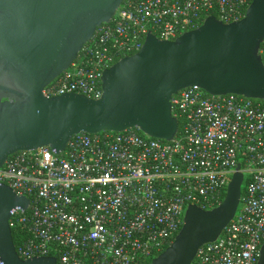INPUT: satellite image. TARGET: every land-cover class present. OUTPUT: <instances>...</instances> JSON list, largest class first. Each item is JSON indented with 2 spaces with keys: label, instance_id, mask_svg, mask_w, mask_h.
<instances>
[{
  "label": "built area",
  "instance_id": "2783aa9c",
  "mask_svg": "<svg viewBox=\"0 0 264 264\" xmlns=\"http://www.w3.org/2000/svg\"><path fill=\"white\" fill-rule=\"evenodd\" d=\"M251 2L125 0L44 96L99 100L104 71L140 52L149 33L174 41L210 16L239 22ZM259 55L264 63V42ZM255 101L193 87L171 100L180 123L171 142L133 128L73 136L62 155L46 147L10 156L0 185L30 200L28 210L16 211L10 221L26 236L18 255L52 257L57 264H149L174 242L190 205L210 211L223 203L241 167L245 188L238 212L193 264H258L264 245V101Z\"/></svg>",
  "mask_w": 264,
  "mask_h": 264
},
{
  "label": "water",
  "instance_id": "95a60500",
  "mask_svg": "<svg viewBox=\"0 0 264 264\" xmlns=\"http://www.w3.org/2000/svg\"><path fill=\"white\" fill-rule=\"evenodd\" d=\"M125 0H0V169L10 156L50 148L62 155L79 134L122 133L171 142L180 131L172 98L197 87L210 96L264 101V0H252L246 17L224 24L208 17L174 41L153 33L137 54L104 71L103 95L44 96ZM238 167L223 203L210 211L190 205L174 242L151 264H193L199 250L217 241L234 220L243 196ZM30 200L0 185V262L57 264L52 257L23 260L10 221ZM258 264H264V245Z\"/></svg>",
  "mask_w": 264,
  "mask_h": 264
},
{
  "label": "trees",
  "instance_id": "16d2710c",
  "mask_svg": "<svg viewBox=\"0 0 264 264\" xmlns=\"http://www.w3.org/2000/svg\"><path fill=\"white\" fill-rule=\"evenodd\" d=\"M255 102H259V101H255ZM12 231H13L15 246L17 247L22 241H24L26 236H25V234H23L19 230H16L15 228H13ZM149 264H151V262Z\"/></svg>",
  "mask_w": 264,
  "mask_h": 264
},
{
  "label": "rangeland",
  "instance_id": "374dc122",
  "mask_svg": "<svg viewBox=\"0 0 264 264\" xmlns=\"http://www.w3.org/2000/svg\"><path fill=\"white\" fill-rule=\"evenodd\" d=\"M245 188V184L243 183V189Z\"/></svg>",
  "mask_w": 264,
  "mask_h": 264
}]
</instances>
